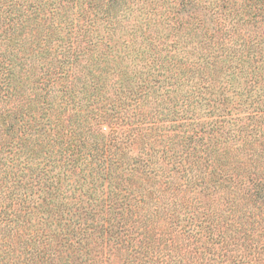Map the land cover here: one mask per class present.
Wrapping results in <instances>:
<instances>
[{"label": "trees", "instance_id": "trees-1", "mask_svg": "<svg viewBox=\"0 0 264 264\" xmlns=\"http://www.w3.org/2000/svg\"><path fill=\"white\" fill-rule=\"evenodd\" d=\"M0 264H264V0H0Z\"/></svg>", "mask_w": 264, "mask_h": 264}]
</instances>
